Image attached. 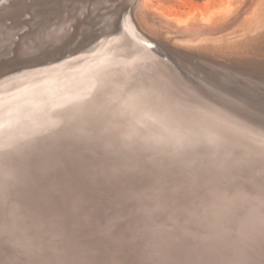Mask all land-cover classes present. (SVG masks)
Instances as JSON below:
<instances>
[{"label": "bare ground", "instance_id": "1", "mask_svg": "<svg viewBox=\"0 0 264 264\" xmlns=\"http://www.w3.org/2000/svg\"><path fill=\"white\" fill-rule=\"evenodd\" d=\"M137 4L115 17L109 33L89 49L75 47L76 56L0 79V242L7 241L2 245L7 264H261L264 260V191L257 187L264 177V131L253 127V120L245 122L228 113L230 109L212 104L209 92L211 102L192 86L190 90L162 58L165 52L171 57L187 53L161 39L162 33L151 35L154 30H148L144 4ZM2 17L3 13L0 21ZM18 25L20 32L23 23ZM137 26L158 44L141 35ZM236 48L263 52L264 32ZM251 65L259 66L252 62L239 66ZM252 81L249 78L248 84L256 82ZM232 106L228 107L235 110ZM69 114L77 118L69 121ZM241 173L245 187L225 199L224 183ZM237 210L244 212L233 225Z\"/></svg>", "mask_w": 264, "mask_h": 264}, {"label": "rangeland", "instance_id": "2", "mask_svg": "<svg viewBox=\"0 0 264 264\" xmlns=\"http://www.w3.org/2000/svg\"><path fill=\"white\" fill-rule=\"evenodd\" d=\"M19 1L21 2V5H20ZM23 1L22 0H7V1L6 0H0V4H1L0 5V14L3 13V17L0 21V29L1 28L3 29V30L1 29L2 31L0 30V41H1V43H0V54H3V55H0V59L9 58L12 61H14L16 58H20L21 61L28 60L27 58L22 59L19 55V53L23 49L26 48L25 46H27V50L30 49L29 51H31L33 53L31 55V57L32 58L34 57L36 59L37 58H39V59L45 58L46 56H50V55H56L57 57H60L63 54H69V53H71L70 55H72V56L78 55L77 54L78 52L75 51L76 49H78V48L80 49V48H84V47L85 48L83 49V51L89 49L92 45H94L96 42H98L99 39L101 40L103 35L109 33V31L111 30L109 28V25L111 24L112 20L115 17H118L119 15H124L125 11H126V13L131 12L132 8L133 9L136 8V6L138 5L137 2H139V4L142 6L144 4L143 13H144V16L146 17L147 22H148V30H152V31L154 30L151 35L157 34L160 36V34L162 33L160 36L161 39H164L173 47L180 49V50L184 51L185 53H187L186 55L184 54L185 56L179 55V56L171 57L168 53L165 52L166 55L162 57L163 61L168 62V64H172L171 66L175 67V68L173 67L172 69H174V72L176 74H179V77H180V79L183 80V83L186 84L189 89L192 86L191 87L192 91L194 90L195 93L198 92L197 94H199V96L201 95V97L203 99L205 98L206 101L210 100L209 102H211V99L213 96V99L211 102L212 104L217 103L216 105L219 107L224 106L223 109L227 110V111H228V109H230V111H228V113L230 112L233 115H235V113H236L235 116L236 117L240 116L239 118L241 120H243V118H244L243 121H245V122L249 121V120H250L249 122H251L253 120L255 122L254 123L252 121V123H251V124L254 123L253 127L257 128V126L259 125L258 128L264 131V126H263L264 125V118H263L264 117V111H263V109H264V98H262V97H264V94H263L264 93V51L263 52L262 51L251 52V51H248L245 49L237 50L238 48H236L239 46V44H241L247 40H253L255 37L259 36L260 34H262L264 32V21H263L264 20V0H112V4L110 6H106L103 0H96V1L95 0H87V2H86V0L85 1L84 0H69V1L68 0H29V1L27 0V2H25L26 1L25 0L24 1L25 3ZM64 1H65V4L69 3V5L64 6V4H61V3H64ZM93 1H95L94 2L95 4L93 3ZM85 2L87 3V5L85 4ZM102 2L104 3V5ZM22 4L24 7L22 6ZM71 4H72V6H71ZM81 4H82V6H81ZM83 4H85V5H83ZM100 4H102L103 6H101ZM135 4H136V6H135ZM25 5H27V6H25ZM3 6H4V8H6V10H8L9 13H5L6 10L3 8ZM8 6H10V7H8ZM53 6H54V8H53ZM70 6L71 7L74 6V8H71ZM116 6H117V9L119 11L117 9H115ZM118 6H120V7H118ZM122 6H123V8L120 9ZM20 7H22V8H20ZM63 7H64V10L66 8V12H65L66 17H65L64 10L62 9ZM105 7H107V8H105ZM23 8H24V10H22ZM101 8H103V9H101ZM10 9H12L13 11H11ZM30 9L31 10L33 9V11H34L31 14H29ZM69 9H72L71 12H69L70 11ZM108 9H109V11H108ZM103 10H106V11L103 12ZM113 10H115V11H113ZM76 11L78 12V14ZM108 12L110 13L109 15H108ZM18 13H19V15H18ZM24 13L28 16L24 15ZM69 13H70V15H69ZM98 13L103 18L100 17L98 15ZM61 14L64 16L65 19H67V17H69V18L67 20H65V19L62 20L61 18L63 16ZM79 14H80V16H79ZM93 14L94 15L96 14L97 17H96V15L94 16ZM13 15H15V16L13 17ZM42 15H43V17H42ZM50 15H51V17H50ZM111 15H112V17H111ZM34 16H38L39 19L37 17L35 18ZM73 16L75 17V19ZM6 17H8V19ZM22 17H23V19H22ZM33 17L35 18L36 21L35 20L34 21L36 23L31 21L33 19ZM91 17H94L95 19L93 18L91 20ZM98 17H100V18H98ZM54 18H56V19H54ZM57 19H58V21H57ZM37 20H39V21H37ZM45 20H48V21H45ZM80 20H81V22H80ZM107 20H109V21H107ZM131 20L134 23V20L133 19H131ZM19 21L22 22L23 25L20 26L21 27L20 32H17L19 30L18 29L19 25L16 26V22L19 23ZM53 21H55L56 24ZM74 21H76V22H74ZM37 22L39 25L37 24ZM91 22H92V24H91ZM96 22H98V23H96ZM27 23H28V25H27ZM42 23H43V25H42ZM47 23H48V25H47ZM51 23H52V25H51ZM62 23H63V25H62ZM1 24H2V26H1ZM34 24H37V25H34ZM84 24H85V26H83ZM87 25H90V27L93 30ZM23 26L25 28H22ZM28 26L31 29L32 28L33 29L31 30ZM42 26H44L45 28ZM50 26L52 28H49ZM95 26H97V28H95ZM62 27L64 29H62ZM66 27H68L70 29H68V28L66 29ZM82 27H83V29H82ZM8 28H9V31H4L6 29L8 30ZM94 28H95V30H94ZM137 28H138V32L141 35H143L145 38L154 42L153 45L158 44V43H156L157 40L154 39L148 32L142 30L138 26H137ZM88 29L91 31V33ZM99 29L102 31H100ZM38 30H41L43 32V34H40L41 31H38ZM257 30H259V31H257ZM7 32H9V33H7ZM14 32L15 33L17 32L16 35ZM58 32H59V34H58ZM62 32L64 34H62ZM93 32L94 33L97 32V35H95L96 33L93 34ZM54 33L58 34V35L56 34L57 37L54 36ZM11 34L13 36H11ZM28 34H29V36H28ZM44 34H45V36H42ZM46 34H48L51 37L46 36ZM1 35H2V38H1ZM3 35L6 36L7 38L3 37ZM32 35H33V37H32ZM35 35H37V36L40 35V38L35 36ZM9 36H11V37H9ZM14 36H16V37H14ZM52 36H54V37H52ZM77 36L80 38L78 39ZM20 37H22V38H20ZM47 37L49 38V40ZM96 37L98 38V39H95L97 41L93 40ZM53 38H55L54 41H52ZM35 39H36V41H35ZM37 39H38V41H37ZM46 39L48 42L46 41ZM56 39H57V41L55 42ZM76 39H77V41H76ZM27 40H28L29 44H26ZM229 40L232 42H230ZM87 41L90 43H88ZM91 41H93V42H91ZM173 41H176V42H173ZM208 41H210L213 45L211 43H209ZM30 42H32V44ZM46 42L48 43V46H47ZM206 42H207V44H206ZM7 43L8 44L10 43V44L8 45ZM56 43H57V45H56ZM78 43L79 44L83 43L82 44L83 46H80ZM177 43H180V44H177ZM5 44H7V45H5ZM193 44L194 45L196 44L195 45L196 47L193 46ZM87 45H89V46H87ZM184 45H186L187 47ZM6 46H8V47H6ZM21 46H22V48H20ZM41 46H43L45 48H43ZM35 47L38 50H34V52H35L34 53L33 49H36ZM75 47H76V49H75ZM205 47L212 49V51H203L202 48H205ZM8 48L10 49V51ZM151 49H154V48L151 47ZM7 50H8V52H7ZM3 51L5 52V54L3 53ZM216 53H218V54H216ZM193 55H194V57L192 58ZM219 56H220V58H219ZM259 57H260V59H259ZM180 58H182V59H180ZM219 59H221V60H219ZM32 62L33 61H31V63ZM195 62L199 68L197 67ZM202 62L205 65H203ZM244 62H250V63L252 62V63L258 64L259 66L257 67V66L251 65V66L246 67V68L240 67L239 65L241 63H244ZM193 64L195 65L197 70L195 69V67H193ZM213 64H215L216 66ZM188 66H190V67H188ZM186 67L189 69H187ZM223 68H225V69L223 70ZM225 70H228L227 71L228 75H226ZM214 71H216V72H214ZM229 71L231 73H228ZM182 72L185 73L184 77L187 75L185 78H187V79L189 78L190 80L185 79L183 77ZM232 72L236 75H234ZM198 74L200 75V77H198L199 76ZM222 75L224 77H227V76L228 77L224 78ZM219 76H221L223 78H221ZM234 76H235V78H234ZM229 77H231L232 79ZM246 77H248V79ZM249 78H250V82L252 81L251 79H253L252 82H254V81H256V82H254L252 84L251 83L248 84ZM229 79H231V80H229ZM245 79H246V81H245ZM236 80H238V81H236ZM258 81L260 83H261V81H263L262 82L263 85L259 84ZM224 82H226L225 83L226 85L223 84ZM256 83H258L259 85ZM199 84H201L202 86ZM214 85H216V86L214 87ZM206 86L208 87L207 89L204 88ZM221 86H222V88H221ZM248 86L251 88H249ZM226 87H228V88H226ZM230 87H232V89ZM210 88L213 90V92H210V91H212ZM217 89L219 91H217ZM201 90H202V92H201ZM206 90H208V91H206ZM256 91L257 92L259 91L258 92L259 94ZM208 92L210 93V95H212L211 97H209L210 95H208L209 94ZM216 92H218V93L216 94ZM260 92L262 93V95ZM256 94H257V96H256ZM218 95H220V96H218ZM214 96H217L218 98H215ZM221 96H223V98L226 97L227 99L226 98L223 99ZM238 96H240V97L238 98ZM249 97L250 98L252 97L253 100H251L252 98L250 99ZM232 98H234V101L232 100ZM217 99H219V101L221 100L222 102L221 101L219 102ZM229 99H231L232 101ZM225 100H226V102H225ZM256 100H257V102H256ZM216 101H218V102H216ZM241 101H243V103ZM222 103H223V105H222ZM225 105H227V106H225ZM232 105H234V109L236 107L235 110L232 109L233 108ZM244 105L245 106L247 105L248 107L247 106L245 107ZM250 105L252 107L254 106L255 108L254 107L252 108ZM228 106H232V108L228 107ZM260 107H262V109ZM246 108H250L249 111H247L248 109H246ZM259 108H260V110H259ZM238 109L241 111V113H240V111L239 112L236 111ZM253 110H255L254 111L255 113L253 112ZM243 111L245 113L246 112L247 113L245 114ZM262 111H263V113H262L263 116H262V114H260V115L258 114ZM242 113L244 116L242 115ZM250 113L252 115H250ZM253 113H254V115H253ZM245 115H247V116L249 115V116L247 117ZM256 116H257V118H256ZM245 118H248V119H245ZM257 119L259 122L257 121ZM249 122H247V123H249ZM262 126H263V128H262Z\"/></svg>", "mask_w": 264, "mask_h": 264}, {"label": "snow or ice", "instance_id": "3", "mask_svg": "<svg viewBox=\"0 0 264 264\" xmlns=\"http://www.w3.org/2000/svg\"><path fill=\"white\" fill-rule=\"evenodd\" d=\"M104 3L106 6H110L112 4V0H104ZM19 55L22 59H26L32 55V52L27 50V48H25L19 53ZM97 98L98 99L102 98V94L98 93ZM75 118H77V117H76V115H73V114H69L67 116V119L69 121H72ZM244 179H245V175H244V173H241L240 175L236 176L234 179L229 180L226 183H224V185H223V196L225 197V199H230L234 193L241 191L245 187L244 184L242 183V181H244ZM257 187H259V189L261 191H264V177H262L261 182L259 183V185H257ZM243 212H244V210H237V212L234 213L233 220L230 222L233 225H235L236 217L243 215ZM6 244H7V241L0 242V257H2L4 259V264H7L8 256H7V250L5 248H3L2 245H6ZM261 264H264V260L261 261Z\"/></svg>", "mask_w": 264, "mask_h": 264}, {"label": "water", "instance_id": "4", "mask_svg": "<svg viewBox=\"0 0 264 264\" xmlns=\"http://www.w3.org/2000/svg\"><path fill=\"white\" fill-rule=\"evenodd\" d=\"M72 56L70 54H63L60 57L56 55L46 56L45 58H32L31 56L27 58L28 60L21 61L20 58H16L14 61L11 59H0V79L11 76L13 74L20 73L22 71H27L31 69H37L45 67L47 65H53L59 63L66 57ZM76 56V55H73ZM31 61H33L31 63ZM31 63V64H30Z\"/></svg>", "mask_w": 264, "mask_h": 264}]
</instances>
